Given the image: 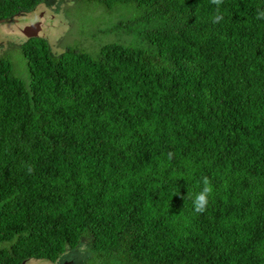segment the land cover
<instances>
[{"label": "trees", "instance_id": "obj_1", "mask_svg": "<svg viewBox=\"0 0 264 264\" xmlns=\"http://www.w3.org/2000/svg\"><path fill=\"white\" fill-rule=\"evenodd\" d=\"M45 1L0 0V21ZM97 2L137 9L127 44L55 55L27 29L29 83L0 57V264L86 239L100 264H264V0L220 23L211 0Z\"/></svg>", "mask_w": 264, "mask_h": 264}, {"label": "rangeland", "instance_id": "obj_2", "mask_svg": "<svg viewBox=\"0 0 264 264\" xmlns=\"http://www.w3.org/2000/svg\"><path fill=\"white\" fill-rule=\"evenodd\" d=\"M137 14L134 7L109 11L97 0H46L38 7L37 14H21L14 18L15 21L0 23V57L12 61L17 75L29 83V68L20 50L28 35L24 34L27 29L29 34L33 33L32 36L48 39L55 55L69 48H79L97 57L104 45L129 42L128 30H113L120 22L137 18ZM137 45L140 46V42ZM25 264L53 263L29 260ZM58 264H100V258L90 246V240L86 239L82 247L70 250Z\"/></svg>", "mask_w": 264, "mask_h": 264}, {"label": "clouds", "instance_id": "obj_3", "mask_svg": "<svg viewBox=\"0 0 264 264\" xmlns=\"http://www.w3.org/2000/svg\"><path fill=\"white\" fill-rule=\"evenodd\" d=\"M211 2L217 6V13L212 17L213 23H220L223 20V15L220 13V5L223 3V0H211ZM257 19H264V10H257ZM4 23V22H0ZM172 154L169 153V158H171ZM28 171L31 172L32 168L29 166ZM213 192V188L211 186V182L207 177H204L202 180V187L199 192H197L194 196L188 193V198L192 199L193 211L195 213H203L208 204L209 197Z\"/></svg>", "mask_w": 264, "mask_h": 264}, {"label": "water", "instance_id": "obj_4", "mask_svg": "<svg viewBox=\"0 0 264 264\" xmlns=\"http://www.w3.org/2000/svg\"><path fill=\"white\" fill-rule=\"evenodd\" d=\"M0 22H4V21H0ZM25 264V263H24Z\"/></svg>", "mask_w": 264, "mask_h": 264}, {"label": "flooded vegetation", "instance_id": "obj_5", "mask_svg": "<svg viewBox=\"0 0 264 264\" xmlns=\"http://www.w3.org/2000/svg\"><path fill=\"white\" fill-rule=\"evenodd\" d=\"M56 264H58V262Z\"/></svg>", "mask_w": 264, "mask_h": 264}]
</instances>
